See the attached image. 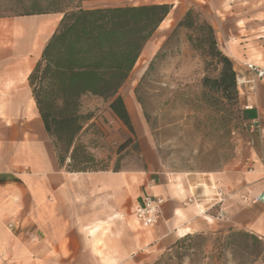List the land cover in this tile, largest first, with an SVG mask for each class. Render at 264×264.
Wrapping results in <instances>:
<instances>
[{"label":"crops","instance_id":"0c3cea01","mask_svg":"<svg viewBox=\"0 0 264 264\" xmlns=\"http://www.w3.org/2000/svg\"><path fill=\"white\" fill-rule=\"evenodd\" d=\"M126 1L83 0L74 7L171 5L155 36L178 22L186 6L202 5L209 7L201 8L202 18L215 30L218 0ZM241 6L264 7V0H229V21L234 20L235 32L238 22H247L249 31L264 32V8L258 15H250L246 7L243 18ZM44 16L56 17L53 22ZM60 18L61 14H46L0 19V264H131L161 254L178 239L194 234L243 231L264 241V204L254 201L264 190V148L260 143L264 136V80L256 84L253 98L246 99L253 109L243 113L246 121L262 119V129L251 136L247 158L236 169L165 173L156 168L155 151H148L143 152L147 169L67 172L59 164L28 84ZM256 22L261 24H252ZM237 39L236 35L235 45L229 49L248 48L244 39L236 43ZM154 48L148 42L143 49ZM261 49L259 59L264 65V46ZM133 70L118 94L132 134L137 135L134 104L123 94ZM105 114L113 124L112 142L131 138L108 108ZM144 196L163 199L158 220L151 227L140 225L133 215ZM190 197L207 212L199 214L195 206H183ZM218 211L223 218L215 217Z\"/></svg>","mask_w":264,"mask_h":264},{"label":"rangeland","instance_id":"374dc122","mask_svg":"<svg viewBox=\"0 0 264 264\" xmlns=\"http://www.w3.org/2000/svg\"><path fill=\"white\" fill-rule=\"evenodd\" d=\"M218 1V12L214 14L215 37L219 50L228 58L231 57L233 69L236 68L234 72L242 71L246 62L264 67L259 59L263 51L261 47L264 46L261 43L264 41V32L259 29L249 31L247 22H238V31L235 32L234 20L229 21V0ZM125 3L132 2L127 0ZM246 7L250 15H258L264 8ZM246 7H240L243 18L246 11L242 9ZM188 8L201 15V8L209 7L191 5L186 6ZM54 17L42 18L54 22ZM176 23L151 38L149 42L155 48L142 50L131 77L123 87V94L131 98L135 107L138 134L129 133L130 142L120 154L116 153V149L125 138L118 143L109 139L113 124L105 114L107 103L90 96L82 99V111L92 113L94 127L82 134L80 142L91 144L93 148L90 151L97 159L108 158L110 170L114 167L118 170L147 169L143 152L148 151H155L158 156L156 168L165 173L220 172L240 167L247 158L250 147L244 143L242 126L246 121L242 108L247 103L246 98H238L237 92L234 102H226L216 96H202L201 79L204 76L215 78L217 72L210 68L206 70L204 60L186 41L184 30L179 29L170 35ZM169 35L167 43L160 49ZM236 35V43L244 39L243 42L248 44L247 49H229L230 46L234 47ZM155 55L159 57L136 94L134 90ZM232 57L240 62H233ZM257 59L259 62H256ZM228 235L194 234L190 240L175 248L171 247L150 259L142 257L131 264H264L263 240L259 239L262 242L259 256L247 259L228 244L240 243L242 239L227 240Z\"/></svg>","mask_w":264,"mask_h":264},{"label":"trees","instance_id":"16d2710c","mask_svg":"<svg viewBox=\"0 0 264 264\" xmlns=\"http://www.w3.org/2000/svg\"><path fill=\"white\" fill-rule=\"evenodd\" d=\"M81 1L0 0V19L61 14L39 61L28 76V84L59 164L71 173L110 170L108 158L97 159L90 151L92 145L80 142L82 134L94 127L92 113L82 111V99L90 96L107 103L108 110L132 133L128 112L118 93L144 46L172 9L168 4L91 10L74 7ZM179 29L185 31L186 41L204 60L206 70L210 68L217 72L215 78L204 76L201 79L202 96L234 102L235 72L230 59L219 50L213 28L197 11L188 8L170 35ZM158 57L155 55L150 61L134 90L136 94ZM136 99L140 103V99ZM129 142L130 138L124 139L116 153L125 150ZM111 171L118 169L114 167ZM228 234L227 240L242 239L240 243L228 244L245 258L254 259L261 253L262 242L254 235L243 231ZM191 238L192 235H185L172 247Z\"/></svg>","mask_w":264,"mask_h":264},{"label":"built area","instance_id":"2783aa9c","mask_svg":"<svg viewBox=\"0 0 264 264\" xmlns=\"http://www.w3.org/2000/svg\"><path fill=\"white\" fill-rule=\"evenodd\" d=\"M264 80V67L257 65L256 63L246 62L243 64V70L235 72V85L238 98L244 96L246 99H252L255 92V86L257 83ZM244 111H250L253 109V105L246 103L243 105ZM243 126V133L245 134L244 143L251 147L253 141L251 136L257 132H261L262 129V119L255 118L249 121H245ZM234 134V133H232ZM261 146L264 148V136L261 137ZM217 196H220L219 190ZM255 202L264 204V190L255 199ZM183 206L193 205L199 214H204L207 212L206 209L195 205L193 198L186 199ZM163 205V199L156 196H144L140 203L135 207L134 218L135 220L144 227H151L156 224L158 217L160 215V209ZM216 218H223V213L218 211L215 214Z\"/></svg>","mask_w":264,"mask_h":264},{"label":"bare ground","instance_id":"6f19581e","mask_svg":"<svg viewBox=\"0 0 264 264\" xmlns=\"http://www.w3.org/2000/svg\"><path fill=\"white\" fill-rule=\"evenodd\" d=\"M145 55V54H144ZM139 123V122H138ZM140 125H141V123H140ZM142 127V126H141ZM141 129V128H140Z\"/></svg>","mask_w":264,"mask_h":264}]
</instances>
